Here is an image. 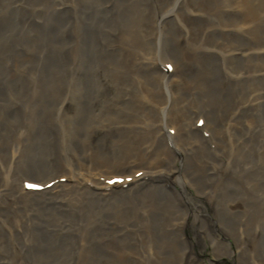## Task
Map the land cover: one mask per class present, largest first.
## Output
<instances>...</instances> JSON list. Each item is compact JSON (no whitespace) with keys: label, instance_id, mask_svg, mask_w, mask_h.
<instances>
[{"label":"rangeland","instance_id":"rangeland-1","mask_svg":"<svg viewBox=\"0 0 264 264\" xmlns=\"http://www.w3.org/2000/svg\"><path fill=\"white\" fill-rule=\"evenodd\" d=\"M65 1L69 0H0V224L8 221L0 225V264H82L84 262L85 264H189L191 259H199L200 262L197 264H260V258L264 257V55L257 54V50L251 51L250 47L258 40L264 41V0H244V2L231 0L232 3H229L230 0H225L226 2L198 0L199 4L196 0L195 3L190 2L193 0H156L158 1H155L156 3L153 0H114L113 3L116 1L118 3L111 5H106L108 0H76L78 3L76 9L64 6ZM168 3L171 6H168ZM173 3L176 7L175 5L173 7ZM241 4L245 7L242 8ZM166 6L171 9H165ZM50 8L51 12H49ZM195 9H198V13L192 12ZM163 10L169 13L167 14L169 21L166 24L161 23L157 16L160 11L163 13ZM219 21L220 23H217ZM243 21L249 26L246 36L241 32V28L245 27ZM241 22L243 26L240 27ZM137 26L139 28L141 26L142 30ZM237 35H242V38H238ZM125 37L129 43L123 40ZM118 38L123 46L125 44L128 47L121 46ZM77 42L80 43L81 48H78ZM241 44L243 45L240 46ZM229 49L241 50L243 53L234 56L230 54L232 51ZM148 53L151 55H147ZM197 53H202L203 61H192ZM123 54L126 55L127 60ZM135 56L138 58L135 59ZM143 56L145 61L141 60ZM166 59L172 61L174 66L172 72L164 69L168 62ZM174 62H178L181 66ZM223 64L226 65L223 67ZM206 65L212 71L209 76L214 77L216 81V83L211 81V85L223 88L226 94L219 96L220 94L216 93L209 97V94H203L198 86L190 95V99L189 96L183 98L185 85L175 82L169 85L167 82L171 80L168 73H173L175 79L176 73L179 72L188 79L199 73L206 76L201 73ZM133 70L136 74L138 72V76L133 75L135 73ZM224 70L225 73L222 72ZM227 72L233 79H239L236 83L234 81L229 93L226 92L230 84ZM237 72L241 75L239 76ZM167 88H170L172 94L175 93L173 97L171 96V101L165 93ZM141 89L149 90L147 93L151 91L154 94L150 92V95L145 91L144 93ZM250 91H255L254 97L260 101L259 104L242 115L236 106L235 113L238 114L234 115H241L238 116L239 122L235 123L236 127L231 130L227 126L228 129L225 128L224 120L231 108L225 105L219 107V102L225 100L229 105H233L238 98H244ZM117 92H122V95ZM178 92L181 95H178ZM141 93H143L142 97ZM175 95L177 96L174 97ZM151 96L156 99H152ZM194 98L199 100L194 102ZM185 99L188 100H186L188 104ZM182 100L185 101L182 102L183 104L180 103ZM215 100L216 105H209ZM161 104L168 107H162ZM193 104L196 107L200 104L201 109L206 108L202 110L206 125L203 126V132L197 135L188 130L194 122ZM208 105L213 111L208 110ZM174 107H177L178 113ZM175 114L177 117L183 115L187 121L185 123L178 121V134H176L177 130L171 127L174 119L169 120V117H175ZM145 118L149 121L147 122ZM152 122L155 125L150 124ZM140 125L143 126L141 130L147 134L140 129L138 132L137 127L139 128ZM103 126L109 127L106 129ZM212 126L214 127L211 130ZM170 127L175 130L173 134L168 131ZM129 128L134 136L129 134ZM205 129H208V133L212 131V134L209 133L212 135L209 139L204 134ZM149 137L156 143H150ZM177 138L180 140L178 141ZM174 144L179 145L180 152H176ZM138 151H144L143 154L148 157L146 163H149V158L161 155V161L165 162L161 167L166 169L163 170L166 179L168 170L174 169L176 178H173L171 183L166 182L169 190L178 180L185 185L183 189L176 184L177 190L188 199L189 203V207L184 204L179 206L182 216L169 220L175 217L173 212L175 209L172 206L175 205L174 199L169 194V200L167 196L152 188L142 190L126 187L121 192L109 191L106 197L100 192L98 195L94 187L88 188V186L75 190L66 186L65 191L58 193V196L53 192L49 193L50 190L46 193L29 191L26 193L23 188L24 179L35 178L45 181L48 178H57L65 174V171L66 174L72 172L78 175L84 170L86 174L90 172L91 175L94 170L107 169L129 175L135 162L132 159ZM223 162H226L224 168L227 171L225 173L219 171L221 174L214 175L218 171L212 169L220 170L224 166ZM95 164L98 166L94 169ZM168 164L171 165L170 168ZM102 167L106 168L102 169ZM229 168H231L230 172ZM58 171L63 172L59 174ZM53 173L58 174L52 176ZM207 181H211L216 190L208 206V210L212 207L215 213L212 218L205 214L207 219L195 220L194 217L198 214L194 209L205 202L203 193L200 192L206 191ZM96 183L98 184V180L95 179L94 184ZM152 186L167 192L163 182ZM9 190L10 193L7 192ZM144 211L148 213L143 216L141 213ZM3 218L6 220L4 221ZM184 219L187 220L184 226L176 224ZM105 220L108 225L105 226L106 224L103 223L104 226L99 227L98 224ZM121 220L124 223L120 222ZM113 221L118 226L122 224L135 226L136 222L141 223L142 229H120V227L114 229L111 226ZM206 244L213 248L214 259L218 263H210L206 259L207 256H203V254H211L210 247H208L210 250L205 252L202 249L207 248ZM198 245L201 249L199 257L197 256L199 250L195 249Z\"/></svg>","mask_w":264,"mask_h":264},{"label":"bare ground","instance_id":"bare-ground-1","mask_svg":"<svg viewBox=\"0 0 264 264\" xmlns=\"http://www.w3.org/2000/svg\"><path fill=\"white\" fill-rule=\"evenodd\" d=\"M18 1V0H17ZM118 1V0H117ZM115 2V3H118V2ZM131 1V0H130ZM133 1V0H132ZM138 1V0H137ZM143 1V0H142ZM141 1V2H142ZM154 2L156 1V0H153ZM170 1V0H169ZM172 1V0H171ZM182 1V0H181ZM198 0H196V2H197ZM225 1V0H224ZM227 1V0H226ZM225 1V2H226ZM65 2H67V1H65ZM120 2V1H119ZM145 2V1H144ZM150 2V1H149ZM156 2H158V1H156ZM155 2V3H156ZM177 2V1H176ZM185 3H186V1H184ZM189 2V1H188ZM190 2H193V3H195L194 2V0L193 1H190ZM190 2H189V5H190ZM204 2V1H203ZM222 2V1H221ZM221 2H220V4H221ZM239 2H240V0H239ZM243 2H244V0H243ZM95 3V2H94ZM115 3H113V4H115ZM154 3V4H155ZM198 3V2H197ZM200 3V2H199ZM198 3V4H199ZM229 3H232L231 2V0H230V2ZM96 4H98V3H96ZM108 3H106V5H107ZM121 4H123V3H121ZM120 4V5H121ZM177 4V3H176ZM179 4V3H178ZM177 4V5H178ZM198 4H196L197 5V7H198ZM234 4V3H233ZM233 4H232V6H233ZM94 5V4H93ZM92 5V6H93ZM101 5V4H100ZM138 5V4H137ZM151 5V4H150ZM156 5V4H155ZM154 5V6H155ZM162 5H164V3L162 4ZM174 3H173V7H174ZM195 5V6H196ZM201 5H202V2H201ZM219 5V4H218ZM236 5V4H235ZM240 5V4H239ZM143 6H145L144 4H143ZM142 6V7H143ZM168 6H171V5H169V3H168ZM183 6V5H182ZM191 6V5H190ZM231 6V7H232ZM241 6H242V4H241ZM244 6V5H243ZM243 6H242V8H243ZM95 7V6H94ZM103 7V6H102ZM167 7V6H166ZM175 7H176V5H175ZM201 7V6H200ZM231 7H229V8H231ZM245 7V6H244ZM52 8V7H51ZM50 8V10H49V12H51V9ZM76 8H78V6L76 5V7L74 8V9H76ZM90 8V7H89ZM113 8H114V5H113ZM117 8V7H116ZM115 8V9H116ZM135 8V7H134ZM162 8V7H161ZM192 8V7H191ZM195 8V7H194ZM199 8V7H198ZM201 8H203V7H201ZM237 8H238V6H237ZM56 9V8H55ZM98 9V8H97ZM120 9H122L121 7H120ZM150 9V11H151V8H149ZM163 9V8H162ZM187 9H188V7H187ZM216 9H217V7H216ZM235 9V8H234ZM114 10V9H113ZM123 10V9H122ZM134 10V9H133ZM139 10V9H138ZM146 10V9H145ZM152 10H154V9H152ZM168 10V9H167ZM200 10V9H199ZM207 10V9H206ZM211 10V9H210ZM213 10V9H212ZM221 10V9H220ZM223 10V9H222ZM228 10V9H227ZM236 10V9H235ZM239 10H241V9H239ZM244 10V9H243ZM53 11H55L54 10V8H53ZM85 11V10H84ZM96 11H98V10H95V12ZM108 11V10H107ZM106 11V12H107ZM124 11V10H123ZM164 11V10H163ZM203 11V10H202ZM229 11V10H228ZM227 11V12H228ZM17 12H18V10H17ZM71 12V11H70ZM111 12V11H110ZM120 12V11H119ZM122 12V11H121ZM159 12V11H158ZM161 12V11H160ZM159 12V14L157 15L158 16V19L160 20V22L161 23H163V24H166L167 23V21H169V15H167V14H169V13H167V12H163V13H160ZM188 12H189V10H188ZM192 12H194V13H198V9H195V10H193ZM201 12V11H200ZM216 12V11H215ZM226 12V11H225ZM231 12H232V10H231ZM231 12L229 13V14H231ZM242 12V11H241ZM245 12V11H244ZM53 13V12H52ZM111 13H113V12H111ZM116 13V12H115ZM138 13H139V11H138ZM151 13V12H150ZM153 13V12H152ZM179 13V12H178ZM212 13V12H211ZM221 13V12H220ZM233 13V12H232ZM55 14V13H54ZM65 14V13H64ZM64 14H63V16H64ZM104 14V13H103ZM124 14V13H123ZM143 14V13H142ZM186 14V13H185ZM69 15V14H68ZM139 15H140V13H139ZM150 15V14H149ZM183 15V14H182ZM195 15V14H194ZM204 15V14H203ZM220 15V14H219ZM222 15V14H221ZM232 15H234V13L232 14ZM235 15H236V12H235ZM52 16V15H51ZM62 16V15H61ZM90 16H93V15H90ZM95 16H96V14L94 15V18H95ZM152 16V15H151ZM153 16H154V14H153ZM223 16V15H222ZM22 17V16H21ZM79 17V16H78ZM115 17V16H114ZM135 17V16H134ZM186 17V16H185ZM200 17V16H199ZM50 18V17H49ZM81 18V17H80ZM79 18V19H80ZM147 18H149V17H147ZM174 18V17H173ZM201 18V17H200ZM214 18V17H213ZM220 18V17H219ZM233 18V17H232ZM56 19V18H55ZM86 19V18H85ZM117 19H119V18H117ZM144 19V18H143ZM211 19V18H210ZM222 19V18H221ZM81 20V19H80ZM116 20V19H115ZM137 20V19H136ZM140 20V19H139ZM145 20V19H144ZM177 19L175 18V21H176ZM200 20H202V19H200ZM209 20V19H208ZM219 20V19H218ZM223 20V19H222ZM222 20H220V21H222ZM232 20V19H231ZM234 20H236V18L234 19ZM233 20V21H234ZM246 20V19H245ZM34 21V20H33ZM36 21V20H35ZM71 21V20H70ZM81 21H84V20H81ZM92 21H93V17H92ZM113 21V20H112ZM117 21V20H116ZM115 21V22H116ZM119 22H120V20H118ZM131 22L130 23H132V20H130ZM153 21V20H152ZM182 21V20H181ZM205 21V20H204ZM216 21V20H215ZM220 21L219 22H217V23H220ZM224 21V20H223ZM78 22V21H77ZM76 22V23H77ZM148 22H150V21H148ZM206 22V21H205ZM212 22V21H211ZM210 22V23H211ZM214 22V21H213ZM227 22V21H226ZM239 22V21H238ZM50 23V22H49ZM79 23V22H78ZM78 23H77V26H78ZM117 23V22H116ZM122 23V22H121ZM134 23V22H133ZM136 23V22H135ZM144 23H146V22H144ZM156 23V22H155ZM179 23V22H178ZM217 23H216V25H217ZM103 24V23H102ZM113 24V23H112ZM124 24V23H123ZM142 24V23H141ZM152 24H154V22L152 23ZM222 24H223V22H222ZM227 24H228V22H227ZM233 24V23H232ZM239 24V23H238ZM237 24V25H238ZM241 24H242V22H241ZM243 24H244V21H243ZM243 24L242 25H240V27L241 26H243ZM93 25V24H92ZM99 25V24H98ZM135 25V24H134ZM162 25V24H161ZM185 25V24H184ZM214 25H215V23H214ZM219 25V24H218ZM226 25V24H225ZM235 25V24H234ZM48 26V25H47ZM118 26H120V25H118ZM129 26V25H128ZM133 26V25H132ZM143 26V25H142ZM154 26V25H153ZM157 26V25H156ZM169 26V25H168ZM223 26V25H222ZM222 26H218V27H222ZM244 28H241L240 30H241V32L244 34V36H246V34L248 33V29H249V26L245 23L244 24ZM89 27V26H88ZM96 27H97V25H96ZM117 27V26H116ZM138 27V26H137ZM146 27H147V25H146ZM155 27V26H154ZM164 27H166V26H164ZM163 27V29H166V28H164ZM170 27V26H169ZM182 27H184V26H182ZM186 27V26H185ZM196 27V26H195ZM199 27V26H198ZM224 27V26H223ZM234 27H236V25L234 26ZM233 27V28H234ZM239 27V26H238ZM239 27V28H240ZM90 28H92V27H90ZM98 28V27H97ZM139 28V27H138ZM149 28V27H148ZM147 28V29H148ZM162 28V27H161ZM226 28H228V27H226ZM232 28V27H231ZM254 28H255V26H254ZM85 29V28H84ZM83 29V30H84ZM133 29H134V27H133ZM139 29H141V26H140V28ZM138 29V30H139ZM162 29V30H163ZM205 29V28H204ZM206 29H208V28H206ZM238 29V28H237ZM42 30V29H41ZM41 30H40V32H41ZM49 30V29H48ZM79 30V29H78ZM142 30V29H141ZM156 30V29H155ZM195 30H197V29H195ZM194 30V31H195ZM208 30H210V29H208ZM221 30H222V28H221ZM93 31V30H92ZM102 31H103V29H102ZM131 31H133V30H131ZM152 31V30H151ZM150 31V32H151ZM157 31V30H156ZM159 31V30H158ZM190 31H192V30H190ZM203 31V30H202ZM227 31H228V29H227ZM231 31H233V30H231ZM43 32V31H42ZM45 32V31H44ZM48 32V31H47ZM50 32V31H49ZM98 32V31H97ZM139 32V31H138ZM141 32V31H140ZM162 32V31H161ZM185 33H186V30L184 31ZM187 32H188V30H187ZM197 32V31H196ZM205 32H206V30H205ZM240 32V31H239ZM74 33V32H73ZM133 33H135V32H133ZM153 33V32H152ZM160 33V32H159ZM195 33V32H194ZM204 33V32H203ZM223 33V32H222ZM236 33V32H235ZM91 34V33H90ZM120 34V33H119ZM138 34V33H137ZM167 34V33H166ZM198 34V33H197ZM202 34V33H201ZM46 35H48V34H46ZM49 35H51V34H49ZM116 35V34H115ZM132 35V34H131ZM136 35V34H135ZM156 35L157 34H155V37H156ZM169 35V34H168ZM195 35H196V33H195ZM194 35V36H195ZM209 35H211L210 33H209ZM227 35V34H226ZM75 36V35H74ZM76 36H77V34H76ZM140 36H141V34H140ZM143 36H144V34H143ZM152 36H153V34H152ZM165 36V35H164ZM188 36V35H187ZM198 36V35H197ZM238 36V35H237ZM240 36V37H239ZM238 36V38H242L241 36L242 35H239ZM48 37V36H47ZM51 37V36H50ZM82 37V36H81ZM95 37V36H94ZM132 38H133V35L131 36ZM184 37V36H183ZM200 37V36H199ZM218 37V36H217ZM52 38V37H51ZM79 38H80V36H79ZM93 38V37H92ZM120 39H121V37H119ZM118 38V39H119ZM124 38V37H123ZM134 38H135V36H134ZM142 38V37H141ZM161 38V40L163 41V39H162V37H160ZM185 38V37H184ZM187 38V37H186ZM209 38V37H208ZM256 38V37H255ZM119 39V40H120ZM136 39H138V38H136ZM135 39V40H136ZM164 39H165V37H164ZM244 39V38H243ZM258 39H260V38H258ZM74 40V39H73ZM76 40V39H75ZM79 40V39H78ZM98 40V39H97ZM124 41L125 40H127V38L125 37V39H123ZM134 40V41H135ZM145 40V39H144ZM152 41H153V39H151ZM165 40H167V39H165ZM179 40H180V38H179ZM218 40V39H217ZM241 40V39H240ZM81 41V40H80ZM109 41V40H108ZM115 41H116V39H115ZM128 41V43H129V40H127ZM132 41V40H131ZM133 41V42H134ZM139 41V40H138ZM150 41V40H149ZM168 41V40H167ZM186 41V40H185ZM207 41V40H206ZM205 41V42H206ZM211 41V40H210ZM215 41V40H214ZM226 41V40H225ZM224 41V42H225ZM255 41L256 40H254V43H255ZM113 42V41H112ZM120 42H121V40H120ZM120 42H118L117 41V43H119L120 44ZM136 42V41H135ZM148 42V41H147ZM166 41H164V43H165ZM179 42V41H178ZM184 42V41H183ZM189 42V41H188ZM195 42H197V41H195ZM202 42H204V41H202ZM228 42V41H227ZM232 42V41H231ZM149 43V42H148ZM163 43V42H162ZM161 43V44H162ZM163 43V44H164ZM167 43V42H166ZM199 43V42H198ZM214 43V42H213ZM75 44V43H74ZM82 44V43H81ZM112 44V43H111ZM110 44V45H111ZM121 46H123V43L121 42ZM131 44V43H130ZM136 44H138V43H136ZM146 44V43H145ZM200 44V43H199ZM202 44V43H201ZM206 44H207V42H206ZM229 44H230V42H229ZM148 46H149V44H147ZM165 45V44H164ZM205 45V44H204ZM243 44H241L240 46H242ZM75 46H76V44H75ZM77 46H78V48L80 47L81 48V45H80V43H78L77 42ZM114 46V45H113ZM124 46L126 47H128V45H125L124 44ZM123 46V47H124ZM135 46V45H134ZM136 46H138V45H136ZM162 46V45H161ZM166 46V45H165ZM171 46V45H170ZM193 46V45H192ZM201 46V45H200ZM115 47V46H114ZM130 47V46H129ZM204 47V46H203ZM205 47H206V45H205ZM217 47V46H216ZM225 47H226V45H225ZM248 47L249 46H247V49H248ZM112 48V47H111ZM117 48V47H116ZM120 48H122V47H120ZM218 48V47H217ZM221 48V47H220ZM227 48H229V47H227ZM226 48V49H227ZM232 48V47H231ZM234 48V47H233ZM235 48H237V47H235ZM245 48V47H244ZM251 51H255V50H257L256 52H257V54H263L264 55V41H261V40H258V41H256V43L254 44V45H252L251 47ZM126 49V48H125ZM124 49V50H125ZM134 49V48H133ZM132 49V50H133ZM138 49V48H137ZM141 49V48H140ZM162 49V48H161ZM174 49V48H173ZM242 49V48H241ZM246 49V50H247ZM80 49H78V51H79ZM104 50V49H103ZM106 50H108V49H106ZM120 50H122V49H120ZM131 50V49H130ZM130 50H127V51H130ZM145 50V49H144ZM144 50H141V51H143L144 52ZM149 50V49H148ZM152 50H153V48H152ZM182 50V49H181ZM207 50V49H206ZM229 50H231V49H229ZM228 50V51H229ZM233 50V49H232ZM231 50V51H232ZM105 51V50H104ZM114 51V50H113ZM139 51V50H138ZM137 51V52H138ZM175 51V50H174ZM184 51V50H183ZM190 51V50H189ZM188 51V52H189ZM203 51V50H202ZM249 51V50H248ZM107 52V51H106ZM120 52V51H119ZM118 52V53H119ZM132 52V51H131ZM159 52V51H158ZM166 52V51H165ZM196 52V51H195ZM230 52V51H229ZM237 52H241V53H237ZM121 53V52H120ZM125 53H126V51H125ZM135 53V52H134ZM133 53V54H134ZM139 53V52H138ZM145 53V52H144ZM155 53V52H154ZM160 53V52H159ZM162 53H163V51H162ZM181 53V52H180ZM190 53V52H189ZM193 54H194V51L192 52ZM243 53V51H241V50H239V51H236V50H234V51H232V52H230V54H233L234 56H235V54L237 55V54H242ZM249 53H250V51H249ZM114 54H115V52H114ZM128 54H131V53H128ZM164 54V53H163ZM166 54V53H165ZM182 54H183V52H182ZM206 54H208V53H206ZM217 54V53H216ZM245 54V53H244ZM247 54V53H246ZM245 54V55H246ZM254 54V53H253ZM99 55V54H98ZM120 55V54H119ZM124 55V54H123ZM136 55V54H135ZM146 55V54H145ZM144 55V56H145ZM147 55H151L150 53H148ZM146 55V56H147ZM167 55V54H166ZM199 55V56H198ZM211 55H213V53L211 54ZM227 55H228V52H227ZM252 55V54H251ZM126 55H124V57H125ZM137 56H139V55H137ZM137 56H135V59H136V57ZM141 56V55H140ZM143 56V57H144ZM161 56V55H160ZM183 56V55H182ZM209 56H210V54H209ZM221 56V55H220ZM249 56V55H248ZM99 57V56H98ZM119 57V56H118ZM123 57V58H124ZM130 57V56H129ZM142 57V56H141ZM153 57V56H152ZM165 57V56H164ZM176 57V56H175ZM191 57V56H190ZM252 57V56H251ZM258 57H259V55H258ZM262 57V56H261ZM260 57V58H261ZM122 58V59H123ZM126 58V57H125ZM124 58V59H125ZM134 58V57H133ZM138 58V57H137ZM149 58V57H148ZM151 58V57H150ZM162 58V57H161ZM181 58V57H180ZM214 58H216V56L214 57ZM228 58V57H227ZM144 59V61H145V57L144 58H142L141 60H143ZM152 59V58H151ZM168 59V58H167ZM166 59V60H167ZM211 59H212V57H211ZM225 59V58H224ZM223 59V60H224ZM238 59V58H237ZM108 60V59H107ZM119 60H121V59H119ZM126 60H127V58H126ZM138 60V59H137ZM165 60V59H164ZM169 60V59H168ZM167 60V61H168ZM182 60H184L183 58H182ZM189 60V59H188ZM187 60V61H188ZM209 60V59H208ZM232 60H233V58H232ZM245 60V59H244ZM135 61V60H134ZM140 61V60H139ZM146 61H148V60H146ZM154 61V60H153ZM156 61V60H155ZM163 61V60H162ZM192 61H196V62H201V61H203V57H202V53H197L196 55H194V57H193V60ZM212 61V60H211ZM218 61V60H217ZM230 61H231V59H230ZM234 61V60H233ZM133 62V61H132ZM149 62H150V60H149ZM151 62H152V60H151ZM157 62V61H156ZM169 62V61H168ZM172 62V61H171ZM181 62V61H180ZM184 62V61H183ZM216 62V61H215ZM138 64H139V62H137ZM142 63V62H141ZM155 63V62H154ZM175 63H177V64H179L178 62H174V64ZM188 63H189V61H188ZM220 63V62H219ZM129 64V63H128ZM216 64V63H215ZM118 65V64H117ZM144 65V64H143ZM180 65V64H179ZM196 65H197V63H196ZM217 65H218V63H217ZM220 65V64H219ZM224 65H226V64H223V67H224ZM234 65V64H233ZM76 66H77V64H76ZM93 66V65H92ZM91 66V67H92ZM128 66V65H127ZM127 66H126V68H127ZM132 66V65H131ZM130 66V67H131ZM151 66V65H150ZM160 66V65H159ZM181 66V65H180ZM179 66V67H180ZM193 66V65H192ZM200 66V65H199ZM204 66V65H203ZM242 66V65H241ZM129 67V66H128ZM137 67H138V65H137ZM141 67V66H140ZM145 67V66H144ZM149 67V66H148ZM153 67V66H152ZM154 67H155V64H154ZM156 67H158V66H156ZM172 67H174L173 65H172ZM176 67H178V66H176ZM189 67V66H188ZM226 67V66H225ZM230 67V66H229ZM243 67V66H242ZM108 68H111V67H108ZM114 68V67H113ZM121 68L123 69V67H122V65H121ZM158 68H160V67H158ZM190 68V67H189ZM197 68V67H196ZM231 68H233L232 66H231ZM237 68V67H236ZM258 68V67H257ZM116 69V68H115ZM133 69V68H132ZM142 69V67L140 68V70ZM152 69V68H151ZM173 69V68H172ZM181 69V68H180ZM192 69V68H191ZM201 69V71H202V68H200ZM229 69V68H228ZM264 69V68H263ZM84 70V69H83ZM93 70V69H92ZM111 70V69H110ZM109 70V71H110ZM121 70V69H120ZM130 70H131V68H130ZM145 70V69H144ZM236 70H238V68L236 69ZM257 70V69H256ZM81 71V70H80ZM91 71V70H90ZM93 71H95V70H93ZM114 71V70H113ZM134 71V70H133ZM142 71V70H141ZM225 71L226 70H224V71H222V72H224L225 73ZM255 71V70H254ZM260 71V70H259ZM262 71V70H261ZM104 72V71H103ZM108 72V71H107ZM117 72V71H116ZM115 72V73H116ZM135 72V71H134ZM168 72V71H167ZM177 72H178V70H177ZM239 72V71H238ZM237 72V73H238ZM258 72V71H257ZM264 72V71H263ZM133 73V72H132ZM157 73V72H156ZM164 73V72H163ZM202 74H204V75H206V76H208V78H206V76H202L200 73L198 74V75H192V77H190L189 79L182 73V72H179V73H176L177 74V78L175 79V78H173V73H168V76H169V78L171 79V80H167V82H168V84L170 85V83H172V82H175V83H182L183 85H185V86H183L184 88H183V98H185V97H187L188 98V96H189V99H190V95H192V93H193V91L195 90V88L196 87H198L199 86V88H200V90L202 91V93L203 94H205V93H207V94H209V97L211 96V94H216V93H219L220 95L219 96H221V95H223V94H226L225 92H224V90H223V88H220L219 86H213V85H211V81H213V82H215L216 83V81H215V79H214V77L213 78H211L210 76H209V73H212V71H211V69L210 68H208V66L206 65V67H204L203 68V71L201 72ZM231 73V72H230ZM240 73H241V71H240ZM243 73H245V72H243ZM254 73V72H253ZM91 74V73H90ZM111 74V73H110ZM118 74H121V73H118ZM131 74V73H130ZM137 74H138V72H137ZM136 74V72L133 74L134 76L135 75H137ZM145 74V73H144ZM232 74H234V73H232ZM242 74V73H241ZM241 74H239L238 73V75L240 76ZM250 74H251V72H250ZM249 74V75H250ZM264 74V73H263ZM85 75V74H84ZM154 75V74H153ZM162 75V74H161ZM212 75V74H211ZM227 78L229 77V80L228 81H230V84L228 85V87L226 88V92L227 93H229L230 92V88L232 87V86H234V81H235V83L237 82L236 80H239V79H233V77H232V75H229V73L227 72ZM237 75V74H236ZM237 75V76H238ZM244 76L245 75H247V74H243ZM243 75L241 76V77H243ZM248 75V76H249ZM260 75V74H259ZM115 76V75H114ZM133 76V77H134ZM138 76V75H137ZM146 76V75H145ZM159 76V75H158ZM238 76V77H239ZM120 77H122V76H120ZM153 78H154V76H152ZM162 77H164V74H163V76ZM175 77V76H174ZM226 77V76H225ZM236 77V76H235ZM247 77V76H246ZM92 78V77H91ZM96 78V77H95ZM114 78V77H113ZM119 78V77H118ZM156 79H155V81L157 82V77H155ZM166 78V77H165ZM237 78V77H236ZM87 79V78H86ZM115 79V78H114ZM144 79V78H143ZM174 79V80H173ZM98 80V79H97ZM240 80H242V79H240ZM93 83H94V81H92ZM123 82V81H122ZM124 83V82H123ZM136 83V82H135ZM95 84V83H94ZM146 84V83H145ZM153 84V83H152ZM157 84H158V82H157ZM218 84V83H217ZM240 84V83H239ZM238 84V85H239ZM148 85V84H147ZM103 86V85H102ZM115 86V85H114ZM113 86V87H114ZM150 86V85H149ZM167 87H169L168 85H166ZM177 86V85H176ZM236 86H237V84H236ZM147 88H148V86H146ZM145 87V88H146ZM151 87V86H150ZM157 87H159V86H157ZM99 88V87H98ZM117 88V87H116ZM154 88V87H153ZM93 89V88H92ZM96 90V89H95ZM115 90V89H114ZM119 90V89H118ZM147 90V89H146ZM158 89H156V91H157ZM160 90V89H159ZM180 90V89H179ZM199 90V89H198ZM200 90H199V92H200ZM115 91H117V90H115ZM121 91V90H120ZM141 91H142V89H141ZM145 91V90H144ZM144 91H142V92H144ZM149 91V90H148ZM148 91H145L146 93L148 92ZM153 91H155V90H153ZM178 91V90H177ZM144 92V93H145ZM151 92V91H150ZM150 92L149 93H147V94H150ZM161 92V91H160ZM175 92V91H174ZM180 92V91H179ZM177 93L178 95H181V93ZM197 92V91H196ZM254 92L255 91H250L244 98H242V97H240V98H238V100L237 101H235L234 102V104L233 105H229L225 100H222V101H220L219 102V107H221L222 105H225V106H229V108H231V110H230V112H229V114H227V118H225V120H224V127L225 128H229L230 130L232 129V128H235L236 127V124L235 123H238L239 122V117L238 116H241L245 111H249V110H252L253 108H254V106H256V105H258L259 104V102L257 101V99L254 97ZM257 92V91H256ZM260 92V91H259ZM100 93V92H99ZM118 94H121V93H119V92H117ZM151 93H153L154 94V92H151ZM165 93H167L168 94V97H170V101H171V96L172 95H174L175 93H173L172 94V92H171V90H170V88H167V91L165 90ZM164 93V94H165ZM142 95H141V97L143 96V93H141ZM155 94H156V92H155ZM158 94V93H157ZM162 94H163V92H162ZM201 94V93H200ZM259 94V93H258ZM96 95H97V93H96ZM122 95V94H121ZM139 95V94H138ZM144 95H146V94H144ZM151 95V94H150ZM149 95V96H150ZM164 96V95H163ZM177 95H175L174 97H176ZM113 97V96H112ZM116 97V96H115ZM115 97H113V98H115ZM126 97V96H125ZM144 97H147V96H144ZM143 97V98H144ZM158 97V96H157ZM173 97V96H172ZM196 97V96H195ZM112 98V99H113ZM127 98V97H126ZM151 98H152V96H151ZM153 98H155L156 99V97H153ZM152 98V99H153ZM180 98V97H179ZM182 98V99H183ZM197 98V97H196ZM196 98H194L195 99V101L194 102H196V101H198L199 99H196ZM202 98V97H201ZM200 98V99H201ZM111 99V100H112ZM123 99V98H122ZM150 99V98H149ZM148 98H147V100H149ZM160 99V98H159ZM162 99V98H161ZM204 99V98H203ZM210 99V98H209ZM262 99V98H261ZM111 100H110V104H111ZM121 100V99H120ZM167 100V98L165 99V101ZM187 99H185V101H186ZM191 100H192V98H191ZM205 100V99H204ZM128 101V100H127ZM145 101V100H144ZM157 101V100H156ZM184 100H182L180 103H182ZM184 101V102H185ZM188 101V100H187ZM186 101V103L188 104V102ZM208 101V100H207ZM118 102H119V100H118ZM152 102H155V101H152ZM159 102H160V100H159ZM192 102V101H191ZM203 102H205V101H203ZM114 103V102H113ZM151 103V102H150ZM156 103V102H155ZM161 103H164V102H161ZM169 103H171V102H169ZM190 103V102H189ZM205 103H209V102H205ZM145 104V103H144ZM147 104H148V102L146 103V107H147ZM159 104V103H158ZM167 104V103H166ZM175 104H177V103H175ZM175 104H174V106H175ZM183 104V103H182ZM187 104H185V106L187 105ZM191 104V103H190ZM203 103H201V105H202ZM211 104V106L212 105H216V100L214 101V102H210L209 103V105ZM112 105V104H111ZM124 105V104H123ZM122 105V106H123ZM152 105H154L153 103H152ZM170 105V104H169ZM200 105V104H199ZM199 105H197V107L195 106V104H193L192 106H194V110H193V114H194V122H193V124L192 125H190V128L188 127V130H189V132L190 133H192V134H195V135H197V134H200V133H202L203 132V126H201V127H197L196 126V122H197V120L199 119V118H203L204 119V124H205V120H206V118L205 117H203L202 115H205V114H203L202 113V110H204V109H206V108H202L201 109V106H199ZM205 105H207V104H205ZM204 105V106H205ZM208 105V106H209ZM115 106V105H114ZM150 106V105H149ZM156 106V105H155ZM160 106H162V107H164L165 106V104H164V106H163V104H161ZM167 106V105H166ZM165 106V107H166ZM171 106H173V105H171ZM183 106V105H182ZM188 106V105H187ZM203 106V107H204ZM207 106V107H208ZM236 106H238L237 108H238V110L240 111V114L241 115H238V116H235L234 114H238V113H235L236 112ZM115 107H118V106H115ZM132 107V106H131ZM152 107H154V106H152ZM168 107V106H167ZM178 107V106H177ZM177 107H174V108H176V110H177ZM189 107V106H188ZM187 107V108H188ZM114 108V107H113ZM155 108V107H154ZM173 108V109H174ZM187 108H186V110H187ZM193 108V107H192ZM118 109V108H117ZM160 109V108H159ZM165 109V108H164ZM208 109V108H207ZM115 110H116V108H115ZM152 110V109H151ZM210 112L211 111H213V108L211 109V107L209 106V109H208ZM237 110V111H238ZM75 111V110H74ZM132 111V110H131ZM157 111H158V109H157ZM165 111H167V109L165 110ZM179 111H181V109L179 110ZM188 111V110H187ZM163 112V111H162ZM190 112H191V110H190ZM205 112V111H204ZM207 112V111H206ZM156 113H158V112H156ZM166 113H168V112H166ZM169 113H171V112H169ZM168 113V114H169ZM177 113H178V110H177ZM176 113V114H177ZM165 114V113H164ZM176 114H175V117H169V120L170 119H172V121H173V119H174V121H173V123H172V126L171 127H173L174 129H176L177 130V128L179 127V124H178V121H180V122H182L183 123V121H184V123L185 122H187V121H185V118H184V116H187V115H184L183 113V115H178V117L176 116ZM181 114V113H180ZM151 115H152V113H151ZM157 115V114H156ZM165 115H167V114H165ZM173 115V114H172ZM130 116H132L131 115V113H130ZM149 116V115H148ZM191 116V115H190ZM207 117H208V115H207ZM209 118H210V116H209ZM154 119H155V117H154ZM153 119V120H154ZM168 119V118H167ZM166 119V120H167ZM145 120L148 122L149 121V119L147 120L146 118H145ZM144 120V121H145ZM165 120V119H164ZM189 120V119H188ZM143 121V122H144ZM145 121V122H146ZM155 121H156V119H155ZM158 121H159V119H158ZM208 121V120H207ZM150 122H151V120H150ZM168 121H166V123H167ZM118 123V122H117ZM139 123V122H138ZM141 123V122H140ZM154 122H152V123H150V124H152V125H155V124H153ZM155 123H157V122H155ZM159 123V122H158ZM162 123V122H161ZM210 123V122H209ZM125 124H126V122L124 123V126H125ZM127 124H129V123H127ZM116 125V124H115ZM119 125L121 126V124L119 123ZM123 125V124H122ZM129 125H131V124H129ZM134 125V124H133ZM135 125H137L136 123H135ZM142 125H144V123L142 124ZM142 125H140V127L138 128L137 127V129L139 130H141L142 128H141V126ZM147 125V124H146ZM161 125V124H160ZM160 125H157V126H159V127H161ZM170 125V122H169V124H168V126ZM185 125V124H184ZM206 125V124H205ZM222 125V126H223ZM111 126V125H110ZM117 126V125H116ZM149 126H151V125H149ZM227 126V127H226ZM113 127V126H112ZM119 127V126H118ZM127 127H129V126H127ZM143 127V126H142ZM154 127V126H153ZM170 127V128H171ZM213 127L214 126H212V128H211V130L213 129ZM102 128V127H101ZM104 128V127H103ZM121 128V127H120ZM130 128H131V126H130ZM130 128L128 129L129 131H130V133L129 134H132V132L133 131H131L130 130ZM150 128V127H149ZM149 128L147 129V130H149ZM152 128V127H151ZM157 128V127H156ZM162 128V127H161ZM205 128H209V127H205ZM227 128V129H228ZM107 129V128H106ZM106 129H104V130H106ZM114 129V128H113ZM119 129V128H118ZM123 129H125V128H123ZM145 129H146V127H145ZM215 129V128H214ZM127 130V129H126ZM134 130H135V128H134ZM140 130L138 131V132H140ZM144 130V129H143ZM166 130V129H165ZM206 130V129H205ZM208 130V129H207ZM206 130V131H207ZM109 131V130H108ZM117 131V130H116ZM152 131H154V130H152ZM160 131H162V130H160ZM204 132V134H206V133H208V131L207 132ZM214 131V130H213ZM119 132V131H118ZM121 132V131H120ZM141 132H143L142 130H141ZM151 132V131H150ZM165 132V131H164ZM174 132H175V130H174ZM211 132V134H212V131H210ZM209 132V133H210ZM86 133V132H85ZM107 133V132H106ZM136 133V132H135ZM144 134H147V133H145V132H143ZM157 133V132H156ZM166 133V132H165ZM184 133V132H183ZM208 133V134H209ZM128 134V135H129ZM134 134V133H133ZM132 134V136H134ZM163 134V133H162ZM176 134H178V130H177V133ZM186 134H188V133H186ZM185 134V135H186ZM89 135H90V133H89ZM88 135V136H89ZM92 135V134H91ZM136 135H138V133L136 134ZM141 135V134H140ZM156 135V134H155ZM163 135H165V134H163ZM163 135L160 137V139H162V137H163ZM180 135V134H179ZM183 135V134H182ZM194 135V136H195ZM131 136V135H130ZM200 136V135H199ZM210 136H212V135H210L209 134V136H207V138L209 139L210 138ZM142 137V136H141ZM176 137V136H175ZM178 137V136H177ZM198 137V136H197ZM150 138V137H149ZM124 139V138H123ZM131 139H132V137H131ZM151 139V138H150ZM174 139V138H173ZM179 138H177V140H178ZM187 139V138H186ZM189 139V138H188ZM92 140V139H91ZM126 140V139H125ZM133 140V139H132ZM135 140V139H134ZM175 140V139H174ZM180 140V139H179ZM178 140V141H179ZM197 140V139H196ZM150 143H153V144H155L156 142L154 141V140H148ZM164 141H166V140H164ZM190 141V140H189ZM175 142V141H174ZM198 142V141H197ZM127 143V142H126ZM146 143V142H145ZM166 143V142H165ZM168 143V142H167ZM160 144V143H159ZM187 144V143H186ZM215 144V146H217V144L216 143H214ZM138 145H139V143H138ZM145 145V144H144ZM175 145V150H176V152L178 153V152H180V147L178 148V146H176V144H174ZM195 145V144H194ZM196 145H198V144H196ZM132 147V146H131ZM189 148H190V146H188ZM188 147H186V148H188ZM132 148H134V146L132 147ZM164 148V147H163ZM185 148V149H186ZM135 149V148H134ZM160 149H161V147H160ZM167 149V148H166ZM166 149H165V151H166ZM169 149V148H168ZM193 149V148H192ZM191 149V150H192ZM187 150V149H186ZM128 151V150H127ZM162 151V150H161ZM174 151V150H173ZM194 151V150H193ZM55 152V151H54ZM54 152H52V153H54ZM157 152V151H156ZM159 152H160V150H159ZM163 152V151H162ZM125 153V152H124ZM127 153V152H126ZM129 153V152H128ZM134 153H136V152H134ZM139 153H141L140 155L141 156H139ZM144 153V151H142V152H137L136 154H135V156H134V158L132 159L133 161H135L134 162V165H133V169H131V172H130V174L129 175H131L132 173L134 174V172L135 171H138V170H142L143 171V174H142V176H140V177H138V178H135V177H133V180H132V182L131 183H128V186H126V187H132V189H135V188H140V189H142V190H144L145 188H152V189H154V190H156V191H158L159 193H161L162 195H164V196H167L168 198H169V200H170V196H169V194L172 196V198L174 199V202H175V205H172L173 207H174V209H175V211H173L174 213H175V217L174 218H172V219H170L169 218V220H175L176 218H178V217H180V216H182V211H181V209L179 208V206H182V202H186V205H188L189 206V203H188V199L183 195V194H181L178 190H177V188H176V184H179L180 185V187H182L183 189H184V187H185V185H182L181 184V182L178 180L177 181V183L176 184H174V185H172V186H170V190L168 189V187H167V184H166V182L167 183H171L172 181L171 180H173V178H176V176L174 177V169L173 168H170L169 166H171V165H169L168 164V167L170 168L169 170H168V173H166L167 175V179L165 178V173L163 174L162 172H164L163 170H166L165 169V167H161L162 165H163V163L165 164V162L163 161H161V155H158L157 157H154V158H149L148 160H149V163H146V158H148V157H146V154H143ZM146 153V152H145ZM161 153V152H160ZM166 153V152H165ZM175 153V152H174ZM187 153H190V152H187ZM54 154H56V153H54ZM53 154V155H54ZM143 154V155H142ZM156 154V153H155ZM164 154V153H163ZM182 154H184V153H182ZM53 155H51V156H53ZM177 155V154H176ZM180 155V154H179ZM77 156V155H76ZM131 156V155H130ZM167 157H168V155H166ZM187 156V155H186ZM152 157V156H151ZM164 157V156H163ZM178 157V156H177ZM176 157V158H177ZM182 157H184V156H182ZM235 157V156H234ZM16 158V157H15ZM77 158V157H76ZM131 158V157H130ZM181 158V157H180ZM126 159V158H125ZM178 159V158H177ZM55 160V159H54ZM71 160V159H70ZM128 160V162H129V158L127 159ZM233 160H234V158H233ZM72 161V160H71ZM123 161V160H122ZM172 161V160H171ZM176 161V160H175ZM229 161V160H228ZM230 161H232V160H230ZM48 162H49V160H48ZM127 162V163H128ZM131 162V161H130ZM170 162V161H169ZM227 162V161H226ZM226 162H223L222 164L224 165L220 170L218 169V170H216V169H212L213 171H218L217 173H214V175L216 174H221V173H219V171H221V172H226L227 171V169L226 168H224L226 165H225V163ZM124 163V162H123ZM133 163V162H132ZM167 163H168V161H167ZM233 163H234V161H233ZM49 164V163H48ZM85 164V163H84ZM104 164V163H103ZM126 164V163H125ZM130 164V163H129ZM172 164V163H171ZM8 165V164H7ZM93 165V164H92ZM132 165V164H131ZM6 166V165H5ZM82 166H85V165H82ZM87 166H89V167H91L90 165H87ZM96 166H98V164H95L94 165V169H95V167ZM106 166V165H105ZM127 166V165H126ZM8 167V166H7ZM10 167V166H9ZM57 167V166H56ZM86 167V166H85ZM107 167V166H106ZM106 167H102V169H104V168H106ZM122 167H125V166H122ZM5 168V167H4ZM52 168V167H51ZM54 168H55V166H54ZM78 168H80V167H78ZM78 168H77V170H78ZM108 168V167H107ZM119 168H120V166H119ZM232 168H233V165H232ZM7 169V168H6ZM5 169V170H6ZM58 169V168H57ZM60 169V168H59ZM82 169V168H81ZM88 169H90V168H88ZM113 169V168H112ZM178 169H181V168H178ZM8 170V169H7ZM72 170V169H71ZM99 170V169H98ZM129 170V169H128ZM64 171V170H63ZM63 171H61V172H63ZM73 171H75V170H73ZM81 171V170H80ZM91 171V170H90ZM231 171V168H229V172ZM8 172V171H7ZM56 171L54 170V173H55ZM61 172H59L58 171V173L59 174H61ZM78 172H79V170H78ZM92 172V171H91ZM177 172V171H176ZM175 172V173H176ZM12 173V172H11ZM52 174V176L54 175H57V174ZM65 174H66V171L64 172ZM68 173V172H67ZM80 173V172H79ZM78 173V175H75V174H73L72 172L70 173H68V174H63V175H60V176H58L57 178H59V177H66V181L65 182H68V183H62V181H58V182H56L55 183V185L53 186V187H51V188H49V189H45L44 191H41V192H48V190H50L49 191V193L51 192H53L54 194H56L57 196H58V193H62L63 191H65L64 189H66V186L67 187H69V189H84V188H87V186H88V188L89 187H94L96 190H97V193L98 192H100V193H102V196L103 197H106L107 196V194H108V192L109 191H116V192H121L122 190H123V188H126V187H124V185L123 184H126V183H123V184H108V183H106V182H104V181H101L100 179H98L97 178V175L98 176H104V177H108V178H110V175H107V174H111V175H125L126 176V174L125 173H120V172H118V171H116V170H107V169H105V170H99V171H95L94 170V172L93 173H91V175H90V172H87V174H86V171H84L83 170V172H81L80 174ZM177 173H179V172H177ZM182 173V172H181ZM8 174V173H7ZM48 174V173H47ZM51 175V174H50ZM49 175V176H50ZM105 175H107V176H105ZM164 175V176H163ZM86 176H88V177H86ZM178 176H179V174H178ZM112 177V176H111ZM48 178V177H47ZM95 179L96 180H98V184L96 183V184H94V181H95ZM47 180V179H46ZM90 180H91V182H90ZM159 180V181H158ZM12 182V181H11ZM161 182H163L164 184H165V190L167 191L166 193L165 192H163V190H160V189H158L159 187H156V186H152V184L153 185H157V184H159L160 185V183ZM18 183H19V181H18ZM12 184V183H11ZM183 184H184V182H183ZM7 185H9V184H7ZM95 185H97V187L95 186ZM127 185V184H126ZM206 185H207V187H206V191H202V192H200V193H203V196H204V198H205V202H203L201 205H199V206H197V208L196 209H194L195 210V213H197L198 215H196V217H194L195 218V220H200V218H205V219H207V217H206V215L205 214H207L208 216H211V218H212V215H214V211L215 210H213L212 209V207H211V210H208V206H209V203H210V199L212 198V197H214V194L216 193V190H215V188H214V186H213V184H212V182L210 181V182H206ZM9 186H11V185H9ZM13 186V185H12ZM11 186V187H12ZM7 187V186H6ZM133 187H135V188H133ZM156 187V188H155ZM24 188V187H23ZM61 188V189H60ZM68 189V190H69ZM23 190V189H22ZM92 190V189H91ZM137 190V189H136ZM10 191L11 190H9V191H7V192H9L10 193ZM17 191V190H16ZM2 192V191H1ZM13 192V191H12ZM11 192V193H12ZM24 192V191H23ZM25 192H26V190H25ZM40 192V193H41ZM77 192V191H76ZM116 192H115V194H116ZM215 192V193H214ZM9 193H7V194H9ZM17 193V192H16ZM27 193V192H26ZM29 193V192H28ZM39 193V192H38ZM65 193V192H64ZM63 193V194H64ZM68 193V192H67ZM66 193V194H67ZM81 193H85V191H81ZM123 193V192H122ZM137 193V192H136ZM1 194V193H0ZM6 194V193H5ZM13 194V193H12ZM15 194V193H14ZM18 194V193H17ZM31 194H33V193H31ZM30 194V195H31ZM71 194V193H70ZM95 194V193H94ZM29 195V196H30ZM51 195V194H50ZM49 195V196H50ZM98 195H99V193H98ZM101 195V194H100ZM114 195V194H113ZM199 195V194H198ZM15 196H17L16 194H15ZM29 196H27V197H29ZM43 196V195H42ZM41 196V197H42ZM49 196H47V197H49ZM52 196V195H51ZM121 196V195H120ZM4 197V196H3ZM66 197V196H65ZM68 197H70V196H68ZM30 198V197H29ZM44 198H46V197H44ZM56 198V197H55ZM31 199V198H30ZM61 199V198H60ZM67 199V198H66ZM70 199V198H69ZM42 200V199H41ZM61 200H63V198L61 199ZM65 200V199H64ZM47 201V200H46ZM48 201H50V200H48ZM47 201V202H48ZM67 201V200H66ZM65 201V202H66ZM69 201V200H68ZM108 201V200H107ZM71 202V201H70ZM46 203V202H45ZM56 203V202H55ZM50 204V203H49ZM58 204V203H57ZM68 204H70L69 202H68ZM173 204V203H172ZM54 205V204H53ZM57 206V205H56ZM19 208V207H18ZM65 208H66V206H65ZM128 210H129V208H128ZM149 211V210H148ZM148 211H144L143 213H141L143 216L144 215H146L147 213H148ZM133 212V211H132ZM136 214V213H135ZM138 214V213H137ZM189 215V214H188ZM1 216V215H0ZM190 216V215H189ZM16 218V217H15ZM143 218V217H142ZM211 218H210V220H208V222L210 223V221H211ZM112 220H113V218H111ZM126 221H127V219H125ZM110 220L108 219V222H109ZM186 221L187 220H182V221H178L176 224H178V226H184L185 225V223H186ZM107 221L105 220L104 222H100L98 225H99V227H103L104 225H103V223H105L106 225L105 226H107L108 224V222L106 223ZM120 222H123L122 220L120 221ZM129 222V221H128ZM124 223V222H123ZM132 223V222H131ZM180 224V225H179ZM1 225V224H0ZM121 225V224H120ZM172 225V224H171ZM11 226V225H10ZM111 226H113V228L114 229H116V227H120V229H142L141 227H142V224L140 223V224H138L137 222H136V225L135 226H133L132 224H130L129 226H127V224L126 225H121V226H118V225H116L115 223H114V221L112 222V224H111ZM175 226V225H174ZM123 227V228H122ZM106 229V228H105ZM168 229V228H167ZM2 240V239H1ZM197 250H199V252L197 253V254H199V253H201V249L200 248H198ZM198 257L200 256V254L199 255H197ZM191 258V257H190ZM261 260V259H260ZM208 261H210V263L211 262H216V263H218L217 262V260L216 259H211V257L210 258H208ZM198 262H200L199 261V259H197V260H194V259H191V261L189 262V264H197ZM82 264H85V262L84 263H82ZM260 264H264V261H261V263Z\"/></svg>","mask_w":264,"mask_h":264}]
</instances>
